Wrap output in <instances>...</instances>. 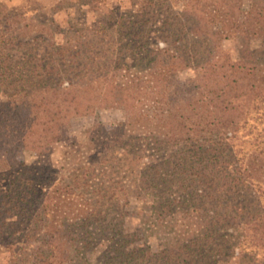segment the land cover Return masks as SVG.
Listing matches in <instances>:
<instances>
[{"label": "trees", "instance_id": "16d2710c", "mask_svg": "<svg viewBox=\"0 0 264 264\" xmlns=\"http://www.w3.org/2000/svg\"><path fill=\"white\" fill-rule=\"evenodd\" d=\"M139 1L138 11L128 15L133 19L128 20V27L131 23L129 28L136 32L128 34L130 39L121 46L120 56L124 52L132 55L136 48L146 49L147 31L143 34L141 27L149 29L164 5L169 10L181 2ZM3 12L7 33L0 31V87L5 91L0 99V174L14 171L23 177L33 171L31 165L11 160L10 153L27 150L40 160L48 158L54 146L66 140L71 119L92 115L97 109H120L124 120L117 128L107 131L100 124L92 125L85 131L88 143L104 151L110 140L116 141L118 132L125 138L137 124L160 144L186 149L188 169L182 170L184 175L177 180L179 189L189 190L195 201H207L204 211L198 204L182 211L206 215H192L190 233L182 236L188 241L178 239L173 247L152 257L159 264H200V257L216 252L226 258L247 256L252 260L259 255L258 262L264 264V0H182L180 14L169 13L163 19L165 26H171L182 17L180 32L170 35L167 28L162 45L146 49L145 56L132 66L136 71H129L124 63L100 62L104 39L100 37V43L88 49L94 54L92 63L81 62L73 69L78 73L63 86L64 82H42L43 74L53 71L42 60L10 58L8 51L21 46L22 26L17 19L22 15ZM115 21L111 17L106 23ZM183 36L206 45L202 57L194 59L193 76L186 84L176 80L177 73L192 64V56L176 45ZM230 36L238 41L236 60L221 46ZM142 37L146 42L139 46L134 40ZM256 41L260 46L252 48ZM175 168L180 167L177 164ZM10 194L0 189V200L5 202L10 196L19 200L20 193ZM61 194L53 198L55 202L61 201ZM172 207L165 203L162 210ZM210 209L213 211L208 212ZM84 210L79 207L60 213L72 218L70 214L78 217ZM65 217L45 226L49 235L54 234V243L46 253L38 251L33 264H78L71 251L77 245L63 234L69 226ZM229 229L235 233V243L227 245L224 235L217 234ZM74 253L79 258V253Z\"/></svg>", "mask_w": 264, "mask_h": 264}, {"label": "rangeland", "instance_id": "374dc122", "mask_svg": "<svg viewBox=\"0 0 264 264\" xmlns=\"http://www.w3.org/2000/svg\"><path fill=\"white\" fill-rule=\"evenodd\" d=\"M141 4L139 0H0V31L7 33L1 18L3 9L10 16L21 14L17 20L23 38L19 39V48L8 51L10 58L22 62L28 58L42 60L49 69L53 68L43 74L42 82H64L63 86L78 73L73 69L81 62L92 63L94 54H89L88 49H94L100 37H104L100 62L124 63L134 72L137 69L132 66L145 56L146 49L162 45L167 28L170 35L180 32L178 23L182 17L178 16L171 26L163 23L169 13L179 15L180 6L168 10L164 5L149 29L141 27L143 34L147 31L146 49L136 48L132 55L124 52L120 56L121 46L130 39L128 34L136 32L129 28L131 23L128 27V20H133L128 15L136 13ZM111 17L116 18L115 23L107 24ZM104 27V34H99L98 30ZM146 41L143 37L134 40L139 46ZM176 45L185 55L192 56L190 67L176 75L180 84H186L193 76L194 59L202 57L206 45L190 36H183ZM221 46L233 60L238 59L236 38L224 39ZM259 46L258 41L251 44L252 48ZM58 48L64 53L57 52ZM3 89L1 86L0 99L5 95ZM123 120L120 109H97L92 115L71 119L66 140L55 145L48 158L40 160L35 152L27 150L10 153L11 160L23 161L34 170L23 177L14 171L0 174L1 191L20 193L19 200L11 196L6 203L0 200V264H33L36 253H46L55 239L45 226L63 220L65 216L60 212L79 207L85 209V214L65 217L69 226L63 229V234L77 245L71 251L78 264H159L152 257L154 254L173 247L178 239L182 243L188 241L182 236L190 233L192 215H205L203 211L208 206L204 205V198L195 201L189 190L179 189L177 180L184 175L182 170L188 169L186 149L160 144L152 135L141 132L137 124L125 138L118 132L116 141L110 140L104 151L88 143L85 131L92 125L100 124L112 131ZM58 193H62L61 201L55 202L53 198ZM165 203L173 204L170 211L162 210ZM193 204L201 207V214L182 213ZM208 217L213 215L209 213ZM217 235H224L227 245L235 243V233L230 229ZM207 256L200 257V264L206 263V257L208 264H263L258 262L259 255L254 260L247 256L226 258L216 252Z\"/></svg>", "mask_w": 264, "mask_h": 264}]
</instances>
